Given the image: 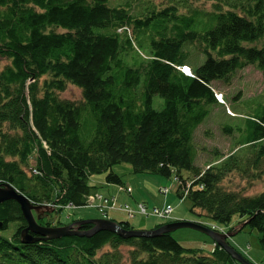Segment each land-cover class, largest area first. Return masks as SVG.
<instances>
[{
  "label": "trees",
  "instance_id": "obj_1",
  "mask_svg": "<svg viewBox=\"0 0 264 264\" xmlns=\"http://www.w3.org/2000/svg\"><path fill=\"white\" fill-rule=\"evenodd\" d=\"M197 1L0 0V59L9 61L0 69V183L61 211L87 206L95 173L123 184L112 167L129 163L135 173L174 175L179 198L207 217L202 224L234 230L235 216L239 224L247 220L240 230H258L264 253V190L242 195L221 184L233 172L253 179L264 173V103L242 128L222 127L245 133L238 142L243 155L215 149L217 160L199 167L193 143L195 129L218 104L213 81L227 82L252 63L264 83V0H210L211 10ZM186 45L205 56L190 66L192 75L179 68L188 64ZM143 49L149 57L139 54ZM68 83L82 89L83 101L60 98ZM156 94L161 109L152 104ZM49 217L38 222L52 226ZM172 220H156L153 228ZM11 222L15 230L6 235ZM27 224L16 200L0 202V264L237 262L218 244L202 252L171 232L125 238L98 230L24 243L20 231ZM122 245H131L127 259Z\"/></svg>",
  "mask_w": 264,
  "mask_h": 264
},
{
  "label": "rangeland",
  "instance_id": "obj_2",
  "mask_svg": "<svg viewBox=\"0 0 264 264\" xmlns=\"http://www.w3.org/2000/svg\"><path fill=\"white\" fill-rule=\"evenodd\" d=\"M154 1L161 3V0ZM194 4L202 10L212 9L210 0H201L195 2ZM260 43L261 42L259 41L256 44L259 46ZM186 49L188 50L187 53L189 54L187 58L188 64H185L184 66L188 65L189 67L191 66L193 68L205 60L204 54L196 46L194 47L193 45H186ZM141 51L142 52H139L141 56L149 57L147 51L144 49ZM8 62L9 61L6 58L0 59V69H2L3 66ZM66 87L67 88L65 90L59 92L60 98L68 100L71 99L78 103L83 101L84 98L82 97V89L80 87L71 83H68ZM212 87L215 97L217 96L218 104L211 106V110L209 112L210 114L199 123V126L193 133V143L197 150V158L195 163L199 167H208L209 163L217 160V157L214 153L215 149H217L223 155H227L233 151L243 155L246 152L244 149L245 147H242L238 142L242 139L245 133H241V131H239L237 128H234L231 133H225L222 130V127L224 124H232L233 127L238 126L242 128L244 126V119L258 112L260 105L264 103V83L262 73L260 69L252 63L239 68V70L231 75L229 81L227 82L221 79L213 81ZM152 104L154 105V108L157 109H161L164 106L163 99L158 94L154 96ZM30 161L31 163L35 162V155L32 156ZM112 170L121 176L122 181L127 182V184L134 188L135 198H137L138 194L141 195L140 193L143 191L149 192L150 194L148 195L147 199L152 204H154H149V207L158 206L160 208L165 205L163 203L167 202L173 206L174 212L172 217H176V215L182 213L186 215L184 219L190 221H203L207 219L206 216H200L198 213L190 210L191 203L189 199L179 198L176 189L177 181L174 179V175L166 177L159 173L156 174L152 172L135 173L129 163H116L112 167ZM26 172L29 174V168H26ZM183 174L187 176L186 173ZM105 176L106 172L95 173L89 177V182L95 186V188H97L100 193L109 195L110 192H108L106 186L103 185V183H105ZM221 184L232 190H237L242 195H255L256 193L264 190V173L253 179L239 176L238 173L233 172L227 175ZM160 186L168 187L171 190L168 193H163L159 190ZM126 193L129 192L127 191ZM141 196L143 197V195ZM130 201L133 203V197L130 198ZM160 202L163 203L161 204ZM108 205L109 204H106V206ZM117 206L118 204L116 207ZM106 215H109L108 217L111 218H122V216L118 215V213H115V211H113L111 208H109L107 214H104L99 210L97 205H89L85 207L63 208L61 211H54L52 215H48L50 216L48 219L53 225H55L58 223V221L66 224L74 221V219H96L105 217ZM138 216L141 217H139L138 226H144L147 224V222H155L156 220L160 221L159 218L153 215H149V217H145L143 215ZM128 220L130 223L133 222V219ZM232 224L234 225V230H228V228L226 229L224 226L220 227L216 225V223H211V226L209 227L213 229L216 228V230H219L222 233L236 231L239 225V223H237L236 216L234 217ZM14 228L15 225L13 222H11L8 228L9 230L5 231L4 233L6 235H10L11 232L15 230ZM171 234L179 243L186 247L200 248L202 252L206 253H208L209 250H213L214 241H212L211 237L205 232L188 227H182L171 230ZM258 235V230L251 229L249 226H246L243 228V230H240L235 235L229 237V239L236 248L249 256L250 259H252V261H254L256 264H264V253L260 249ZM108 247L109 246L104 247L99 251V253L105 249H108ZM130 247L131 245H122L120 247L125 259L128 258L127 254ZM227 264L242 263L237 261L228 262Z\"/></svg>",
  "mask_w": 264,
  "mask_h": 264
},
{
  "label": "water",
  "instance_id": "obj_3",
  "mask_svg": "<svg viewBox=\"0 0 264 264\" xmlns=\"http://www.w3.org/2000/svg\"><path fill=\"white\" fill-rule=\"evenodd\" d=\"M16 200L21 209L24 218L27 220V225L23 227L20 231L21 242L24 243H33L40 239H54L60 238L64 235H92L98 230H110L115 232L125 238L131 236L140 237V236H150V235H159L161 232H171V230L179 229L182 227H188L191 229H196L198 231L205 232L208 234L212 241L216 242L218 245L222 246L225 250L229 251L232 257L241 262L242 264H253L249 259L247 260L239 251H236L229 243L227 238L235 235L243 226L246 225V221L240 223L236 231L222 233L219 230L213 229L204 223L202 224L199 221H190L186 219L182 220H172L171 222L164 223L158 228L150 229H135L130 228L129 230L125 229L119 222L110 219L109 217H101L96 219H75L70 223L64 225H41L38 220L45 218L49 214L53 213L55 210L54 205L49 204H37L30 200L21 191L19 192L11 183H0V202L9 200ZM85 222H90L94 226L90 229L81 230L80 225ZM33 233L38 234L39 236H34Z\"/></svg>",
  "mask_w": 264,
  "mask_h": 264
},
{
  "label": "crops",
  "instance_id": "obj_4",
  "mask_svg": "<svg viewBox=\"0 0 264 264\" xmlns=\"http://www.w3.org/2000/svg\"><path fill=\"white\" fill-rule=\"evenodd\" d=\"M105 183H103V185L104 186H106V188H107V191L108 192H110V194L109 195H104V194H102V193H100V191L97 189V188H95V186H93V188L91 189V192L90 193H95V192H97V193H100V194H102V195H104L105 197L107 196L108 197V206L106 207V210H105V213L104 214H107V211H109V208H111L113 211H115V213H118V215H120V216H122V218H119V217H117V218H113V219H115V220H128V219H133L132 221L133 222H131V224H132V226L134 227V228H137V229H139V228H143V229H150V228H153L154 227V225H155V222H147V224L146 225H144V226H138V220H139V217L140 216H138V214L137 215H135L134 217H129V215H127V213L122 209V206L124 205V204H127V203H129L133 208H136V206H137V203L139 202V201H143V202H145L148 206H149V204L150 205H154V204H152L150 201H148V195L150 194L149 192H142V193H140L141 195H143V197L141 196V195H137V198H135V191H134V188H132L131 187V185H129V184H127V182H124L123 181V184H118V183H116V184H114V183H109V182H106V180L104 181ZM122 185H124V186H129L130 188H131V192H129V193H126L127 191H125L123 188H122ZM129 194L131 197H133V203L130 201V196L129 195H126V194ZM164 200H165V198H164ZM167 201V200H166ZM163 202H165V201H163ZM163 202H160L161 204L163 203ZM157 203V202H156ZM118 204V206L116 207V205ZM158 204V203H157ZM163 204H167L168 205V203L167 202H165V203H163ZM172 205V204H171ZM173 211V210H172ZM174 212V211H173ZM173 212H172V214H173ZM140 215V214H139ZM109 216V215H108ZM186 215H184V214H179V215H176V217L174 216V217H171L172 219H174V220H181V219H184V217H185ZM123 217H125V218H123ZM146 217V216H145ZM141 218V217H140ZM146 220H148V219H146ZM135 225H137V226H135ZM225 228L227 229V227L225 226ZM211 249V248H210Z\"/></svg>",
  "mask_w": 264,
  "mask_h": 264
},
{
  "label": "built area",
  "instance_id": "obj_5",
  "mask_svg": "<svg viewBox=\"0 0 264 264\" xmlns=\"http://www.w3.org/2000/svg\"><path fill=\"white\" fill-rule=\"evenodd\" d=\"M182 71H184L185 73H190L189 68L188 67H181L180 68ZM220 96V95H219ZM127 189L129 190L130 188L127 187ZM159 190L163 193H168L170 192V189L168 187L165 186H160ZM96 200H98V202H96ZM108 199L107 198H103V196L101 194H95V195H89L87 197V201L86 204L87 205H97L100 210H104L106 208V204H107ZM71 207V205H69ZM124 210L129 213L130 216H133L135 213L134 212H139L143 215L148 216L150 215H154L159 219H168L171 217V213H172V206L171 205H164L163 207H156V206H152V207H147V205L145 203H138L137 206V210L134 211L128 204L124 206Z\"/></svg>",
  "mask_w": 264,
  "mask_h": 264
},
{
  "label": "bare ground",
  "instance_id": "obj_6",
  "mask_svg": "<svg viewBox=\"0 0 264 264\" xmlns=\"http://www.w3.org/2000/svg\"><path fill=\"white\" fill-rule=\"evenodd\" d=\"M186 67H188V66H186ZM189 74V73H188Z\"/></svg>",
  "mask_w": 264,
  "mask_h": 264
}]
</instances>
